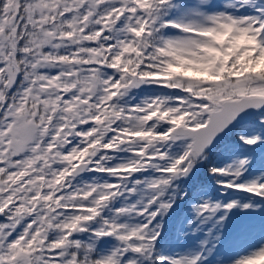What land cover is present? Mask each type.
Returning a JSON list of instances; mask_svg holds the SVG:
<instances>
[{
  "label": "snow or ice",
  "instance_id": "obj_1",
  "mask_svg": "<svg viewBox=\"0 0 264 264\" xmlns=\"http://www.w3.org/2000/svg\"><path fill=\"white\" fill-rule=\"evenodd\" d=\"M0 264H264V0H0Z\"/></svg>",
  "mask_w": 264,
  "mask_h": 264
}]
</instances>
